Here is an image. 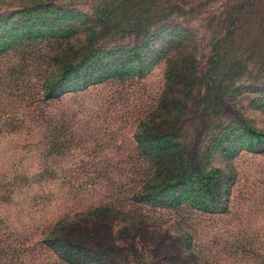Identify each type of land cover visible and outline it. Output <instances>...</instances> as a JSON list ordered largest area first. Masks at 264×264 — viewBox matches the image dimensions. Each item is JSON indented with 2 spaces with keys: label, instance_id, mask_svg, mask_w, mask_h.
I'll return each instance as SVG.
<instances>
[{
  "label": "rangeland",
  "instance_id": "1",
  "mask_svg": "<svg viewBox=\"0 0 264 264\" xmlns=\"http://www.w3.org/2000/svg\"><path fill=\"white\" fill-rule=\"evenodd\" d=\"M243 1L148 0L139 9L118 10L167 17L166 24L185 30L190 42L196 43L203 70L212 55L216 24L222 13L230 10L225 7ZM108 2L59 0L56 4L65 8L59 10L92 16L116 10L98 9ZM18 6L20 0H0V19L23 10L16 9ZM195 6L200 7L191 9ZM244 10L238 25L244 27L239 33L246 32L249 22L245 19L250 21L258 12L252 22L254 31L247 39L252 42L257 37L255 43L263 48L257 50L261 57L255 59L245 52L251 63L231 91L239 92L234 102L237 110L264 133V92H256L264 88V5ZM8 25L0 30L7 36L0 50V264H82L77 256L68 263L66 258L71 255L62 253L67 256L64 258L43 244V238L62 217L104 204L139 210L137 213L144 216L131 221L162 237L160 243L165 248L155 250L154 238L146 234L131 264H191L189 253H195L203 264H264V139L260 150H256L257 141H248L240 133L232 136L237 141L234 148L223 142L233 120L224 116V110L218 113L204 102V89L201 94L195 92L183 111L180 139L189 149L196 145L200 156L211 148L212 165L228 175L220 185H231L227 212L217 215L202 211L196 206L202 205L203 197L183 190H171L158 204L129 201L131 189L141 185L152 167L135 137L143 118L164 97L167 60L149 63L143 72L129 66V74L123 79L66 93L61 101L45 107L40 102L45 60L57 45L46 36L22 39L21 32H13ZM258 28L263 29L256 34ZM78 36L84 40V33ZM167 38L156 47H167ZM175 51V60L180 62L183 46ZM226 72L223 68L219 80ZM180 95L170 91L165 97L171 100ZM232 96L233 92L228 94V101ZM46 114L56 118H43ZM231 176L235 177L232 182ZM188 244L191 250L186 249Z\"/></svg>",
  "mask_w": 264,
  "mask_h": 264
},
{
  "label": "trees",
  "instance_id": "2",
  "mask_svg": "<svg viewBox=\"0 0 264 264\" xmlns=\"http://www.w3.org/2000/svg\"><path fill=\"white\" fill-rule=\"evenodd\" d=\"M58 1L20 0V6L16 9L23 10L13 13L7 19H0V30L14 19V23L8 25L9 29L21 32L22 39L32 40L46 36V39L54 42V46L57 45L54 53L48 54L45 60L46 72L42 77L40 102L45 107H51L55 102L61 101L66 93L86 90L93 84L123 79L129 74L126 71L129 66L143 72L149 63L164 58L169 67L164 97L143 118L135 137L138 148L143 150L145 159L152 163V167L141 185L131 189L128 200L144 205L158 204L168 198L171 190H183L203 197L202 205L196 206L198 209L217 215L227 212L231 185L228 182L220 185V182L228 175L223 169L212 165L211 148L207 154L200 156L196 145L189 149V146L182 144L180 138L184 127L183 111L188 109L194 93H200L204 89V102L213 105L218 113L224 110V116L228 115L233 120L222 141L234 148V142L237 141L232 136L240 133L248 141H257L259 149L256 150H260L264 133L253 127L251 120L237 110L234 102L239 92L231 90L235 81L247 72L251 63L249 57H244L245 52L249 51L252 59L261 57L257 55V50L263 46L255 43L257 37H253L252 42L247 39L254 31L252 22L259 13L252 14L250 21L245 19V22H249L246 32L240 34L244 26L238 25L244 9L258 8L264 5V0H245L225 7L230 10L224 11L221 20L216 24L218 32L214 33L212 55L208 57L203 70L199 64L196 43L190 42L185 30L166 24L167 17L162 14L142 16L137 11L130 13L128 10H118L139 9L138 6L148 0H109L108 4L98 9L116 10L110 13L95 12L92 16L59 10L65 8L57 5ZM50 15L52 18L49 19ZM58 19L63 21L59 22ZM159 25L161 27L154 30ZM262 29H255L256 34ZM80 33H84V40L79 38ZM165 37H168L170 44L168 41L166 43L170 49H158L156 45ZM6 38V34L0 33V50L5 47ZM132 39L134 42L130 41ZM182 46L184 57L177 62L175 48ZM260 61L258 59L257 62ZM223 68L227 72L219 80L223 76ZM170 91H177L181 95L168 100L165 95ZM232 92L233 96L228 101L227 96ZM256 92H264V88L256 89ZM173 108L174 111H171ZM42 116L51 120L56 118L55 114ZM56 130L53 134H56ZM200 158L206 162L203 164ZM163 170L166 171L165 174ZM234 178L231 176L229 179L232 182ZM137 211L115 204L92 206L57 220L48 228L42 243L60 254H70L69 258L62 254L68 263H73L72 256H77L78 263L82 264H131L138 256L139 245L145 240L146 234L154 238L156 244H152L156 245L155 250L165 248L160 243L162 237L152 235L148 227H138L131 221L136 216H144ZM186 249L191 250V244ZM169 254L173 253L170 251ZM189 254L191 264H203L198 261L195 253Z\"/></svg>",
  "mask_w": 264,
  "mask_h": 264
}]
</instances>
